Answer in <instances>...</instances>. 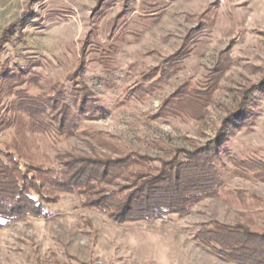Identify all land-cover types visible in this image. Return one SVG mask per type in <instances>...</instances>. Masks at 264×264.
Wrapping results in <instances>:
<instances>
[{"label": "rangeland", "instance_id": "1", "mask_svg": "<svg viewBox=\"0 0 264 264\" xmlns=\"http://www.w3.org/2000/svg\"><path fill=\"white\" fill-rule=\"evenodd\" d=\"M0 40V72L24 71L14 91L36 97L58 86L77 112L82 85L95 101L73 136L26 135L35 165L60 169L65 153L117 158L102 137L158 167L174 150L218 139L222 180L219 196L182 215L129 224L61 194L49 218L0 227V264H237L196 233L212 223L264 232V0H0ZM175 93L195 103L196 117L166 114ZM14 96L2 90L0 111Z\"/></svg>", "mask_w": 264, "mask_h": 264}, {"label": "trees", "instance_id": "2", "mask_svg": "<svg viewBox=\"0 0 264 264\" xmlns=\"http://www.w3.org/2000/svg\"><path fill=\"white\" fill-rule=\"evenodd\" d=\"M2 67L0 74L9 75L0 76V93L7 89L15 96L7 100L4 110L0 111V134L12 131L10 144L0 148V227L26 217L49 218L47 209L57 204L61 194L77 195L81 206L97 209L120 224L166 220L184 214L206 197L220 195L222 180L216 167L220 161L218 139L198 150H174L171 160L158 167L151 165L154 160L148 156L115 150L102 137H96L95 141L112 153H118L117 158L92 160L65 153L60 169L35 165L30 149L33 142L26 135L73 136L79 130L82 114H94L95 101L82 85L75 89L77 98L73 103L78 104L77 112L65 102L58 86L41 96L22 95L14 91L13 86L24 82V71L8 73L6 66ZM192 92L187 93L189 100L195 98ZM202 94L203 98H196L197 101L207 99L208 92L203 90ZM164 107L169 109L166 114L196 117L195 103L190 107L187 101L179 102L176 93L166 100ZM152 169L157 170L156 175L150 173ZM123 180L128 182L125 187L119 186ZM109 185L120 189H107ZM195 238L223 259L237 264H264V232L254 234L239 226L212 223L202 227Z\"/></svg>", "mask_w": 264, "mask_h": 264}]
</instances>
